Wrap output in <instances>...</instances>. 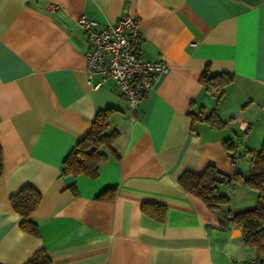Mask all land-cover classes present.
<instances>
[{"label":"crops","instance_id":"0c3cea01","mask_svg":"<svg viewBox=\"0 0 264 264\" xmlns=\"http://www.w3.org/2000/svg\"><path fill=\"white\" fill-rule=\"evenodd\" d=\"M84 13L99 25L134 16L140 52L167 71L134 112L115 81L87 82ZM229 72L222 95L199 82L204 67ZM99 75H93L96 83ZM116 110L113 153L98 175L63 174L62 161L87 132L96 110ZM203 106L223 126L192 120ZM131 115L135 118L132 120ZM234 147L232 159L224 149ZM264 140V0H0V263L24 264L43 248L52 264H237L256 256L223 211L210 210L177 181L208 165L246 175ZM32 184L38 235L19 228L9 195ZM115 187L112 200L97 199ZM75 192L74 193V189ZM236 212L257 191L221 183ZM166 206L164 220L141 210Z\"/></svg>","mask_w":264,"mask_h":264},{"label":"trees","instance_id":"16d2710c","mask_svg":"<svg viewBox=\"0 0 264 264\" xmlns=\"http://www.w3.org/2000/svg\"><path fill=\"white\" fill-rule=\"evenodd\" d=\"M233 74L229 72H210L205 66L199 76V82L210 94L217 93L220 97L226 85L230 84ZM116 110L111 105L95 111L87 132L76 142L62 161L63 174H83L89 178L98 175L100 164L107 159V150L113 153L112 141L118 132L108 127V121ZM192 120L207 122L218 128L224 122L220 120L215 109L205 112L203 106L196 113H191ZM224 149L234 159V147L227 139L223 140ZM243 155L249 156V169L246 175L235 172L232 176L224 175L211 164H208L201 173L185 170L177 177L178 183L188 192L196 195L210 210L223 211L232 223L237 225L243 234L246 245L254 247L256 256L264 254V140L256 149H245ZM2 174V154L0 148V176ZM232 180L255 189L257 193L255 204L236 212L225 210L229 203L226 194L220 191V184ZM74 189V188H73ZM115 187L103 189L97 199L112 200L115 196ZM74 193L75 189H74ZM12 210L20 216L19 228L31 235H38L37 222L31 214L41 199V193L32 184L22 185L16 192L9 195ZM141 210L150 213L159 220L166 216V206L158 203L143 202ZM2 264V263H0ZM24 264H52L43 248L37 249Z\"/></svg>","mask_w":264,"mask_h":264},{"label":"built area","instance_id":"2783aa9c","mask_svg":"<svg viewBox=\"0 0 264 264\" xmlns=\"http://www.w3.org/2000/svg\"><path fill=\"white\" fill-rule=\"evenodd\" d=\"M75 22L86 34L87 49L84 58L88 84L95 89L108 78L113 79L127 99L128 110L134 112L140 99L167 71V64L162 60H148L140 52L138 43L141 32L134 16L123 14L105 25H99L80 13ZM93 75L100 77L94 84L91 83ZM134 118L131 115V119ZM232 183L229 180L225 184ZM237 264H264V254Z\"/></svg>","mask_w":264,"mask_h":264},{"label":"rangeland","instance_id":"374dc122","mask_svg":"<svg viewBox=\"0 0 264 264\" xmlns=\"http://www.w3.org/2000/svg\"><path fill=\"white\" fill-rule=\"evenodd\" d=\"M259 147V146H258Z\"/></svg>","mask_w":264,"mask_h":264}]
</instances>
